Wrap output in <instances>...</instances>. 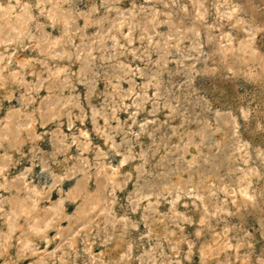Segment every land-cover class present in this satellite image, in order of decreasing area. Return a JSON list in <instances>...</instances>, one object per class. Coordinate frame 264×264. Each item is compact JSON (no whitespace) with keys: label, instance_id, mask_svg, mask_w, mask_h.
Returning a JSON list of instances; mask_svg holds the SVG:
<instances>
[{"label":"rangeland","instance_id":"1","mask_svg":"<svg viewBox=\"0 0 264 264\" xmlns=\"http://www.w3.org/2000/svg\"><path fill=\"white\" fill-rule=\"evenodd\" d=\"M0 264H264V0H0Z\"/></svg>","mask_w":264,"mask_h":264},{"label":"bare ground","instance_id":"2","mask_svg":"<svg viewBox=\"0 0 264 264\" xmlns=\"http://www.w3.org/2000/svg\"><path fill=\"white\" fill-rule=\"evenodd\" d=\"M36 194V193H35ZM47 206V205H46Z\"/></svg>","mask_w":264,"mask_h":264}]
</instances>
